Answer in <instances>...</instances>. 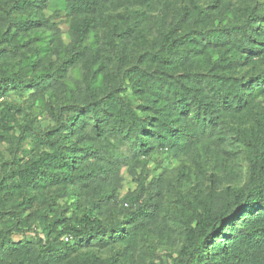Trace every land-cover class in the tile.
I'll return each mask as SVG.
<instances>
[{
  "label": "trees",
  "instance_id": "1",
  "mask_svg": "<svg viewBox=\"0 0 264 264\" xmlns=\"http://www.w3.org/2000/svg\"><path fill=\"white\" fill-rule=\"evenodd\" d=\"M52 1L0 0V141L11 147L0 160V264H125L150 235L172 248L148 264H264V10L249 4L223 25L186 0L149 42L159 0H57L66 42L44 16ZM39 30L51 32L60 67L18 41ZM76 67L72 89L61 79ZM12 91L65 101L37 129L20 125L23 109L5 101ZM203 139L218 146L214 168L228 183L191 188L162 217L163 180L147 184L149 161L190 157ZM234 143L245 176L232 175L242 172ZM125 166L137 187L120 199ZM62 199L69 221L52 216Z\"/></svg>",
  "mask_w": 264,
  "mask_h": 264
},
{
  "label": "rangeland",
  "instance_id": "2",
  "mask_svg": "<svg viewBox=\"0 0 264 264\" xmlns=\"http://www.w3.org/2000/svg\"><path fill=\"white\" fill-rule=\"evenodd\" d=\"M4 1V0H1ZM198 2L206 8H210L212 15L218 20H222V24L225 25L229 19L236 20L234 16L241 17L242 10L245 6L252 4L258 8L264 10V0H198ZM225 3V5H222ZM187 4L186 0H159L156 8L149 12L151 17V23L149 25L148 31L146 33V38L149 42L157 38L158 28L161 24L168 27L172 26L176 18L179 16L180 10ZM59 2L53 0L49 7L44 10V16L50 23H55L56 27L59 29L58 36L64 41H69V23L64 17L55 16L57 12ZM215 7H210V6ZM19 18V16H17ZM102 35V32H99ZM51 32H44L43 30L35 31L30 34H22L18 38V41L25 45V50L33 47V49H38L40 51L41 57L45 59L44 65L51 64L53 67L58 68L61 66V62H64L63 55H58L52 53L48 43L51 38ZM53 46V45H52ZM141 50L135 48L132 54L128 56V59H137V55ZM32 52V50H31ZM18 62V60H17ZM130 66L126 64V69ZM69 88L75 89L77 85L82 81V72L76 67L68 71L64 79H61ZM6 103H14L19 105L23 109V114L19 117L18 121L20 125L26 124L28 121L34 120L35 127L37 129H45L50 126L52 122V117L50 114L51 107H56L60 102L65 101L63 95L54 96L53 98L46 99L48 104L44 103L40 99H35L32 96L20 95L14 91L9 92L5 97ZM5 106V105H4ZM3 107L0 106V111ZM15 134L19 135L21 129L14 124ZM0 129V133H1ZM228 133L227 130L224 131ZM230 138L229 135H227ZM10 145L5 142L0 141V160L9 159L10 157ZM218 146L214 143H209L208 140L203 139L199 142L190 157H183L182 159H177L174 157L166 155L154 156L148 164V171L146 172L147 184L153 179L159 178L162 181L164 189V203L165 211L162 213V217H167L166 211H174L175 207L178 206L175 202L177 197L181 194L187 193L191 188L196 189L203 188L202 186H209L214 182L216 185L218 183L226 184L228 181L223 178L226 177L227 171L221 168H214L216 163V157L214 156V149ZM228 151L231 153L235 152L236 155L240 157V163L242 167V172H238L232 175H242L245 176L246 164L243 162L242 148L239 144L234 143L232 146L228 147ZM221 157L229 159V163L235 162L234 156L228 157V155L222 152L220 148ZM130 165V162L128 163ZM184 169L183 176H177L180 170ZM129 166L123 167L121 171L122 177V187L118 192L119 198L123 199L129 191H134L137 187L136 182L133 181V177L129 174ZM238 171V169H236ZM230 180H233L227 176ZM169 189V192H167ZM166 190V194H165ZM70 201L67 199H62L54 202L52 209L54 213L52 216L60 217L69 221L71 219ZM39 206L38 203L35 204L31 211H35ZM166 212V213H165ZM2 228L0 224V229ZM14 239H21L20 234H14ZM173 237H177V234H173ZM178 241V240H177ZM172 248L171 243L168 245L162 242V239L150 235L148 240L142 242L141 249L135 254L133 260L125 262V264H148L151 259H156L163 257L165 253L170 251Z\"/></svg>",
  "mask_w": 264,
  "mask_h": 264
},
{
  "label": "built area",
  "instance_id": "3",
  "mask_svg": "<svg viewBox=\"0 0 264 264\" xmlns=\"http://www.w3.org/2000/svg\"><path fill=\"white\" fill-rule=\"evenodd\" d=\"M3 99L0 100V102H2Z\"/></svg>",
  "mask_w": 264,
  "mask_h": 264
}]
</instances>
